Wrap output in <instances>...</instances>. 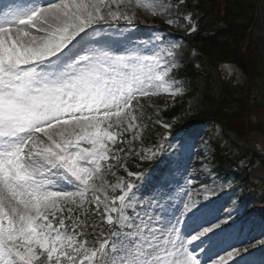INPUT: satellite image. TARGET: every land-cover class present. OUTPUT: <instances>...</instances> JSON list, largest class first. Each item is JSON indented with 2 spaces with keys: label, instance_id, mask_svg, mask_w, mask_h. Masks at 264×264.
Wrapping results in <instances>:
<instances>
[{
  "label": "snow or ice",
  "instance_id": "1",
  "mask_svg": "<svg viewBox=\"0 0 264 264\" xmlns=\"http://www.w3.org/2000/svg\"><path fill=\"white\" fill-rule=\"evenodd\" d=\"M105 6L20 0L0 9V264H250L249 249H264V240L248 239L231 212L220 214L214 187L203 202H184L190 174L164 173L141 195L118 177L111 198L98 195L103 173L116 175L107 162L119 163L131 144L125 134L139 137L142 105L133 101L167 91L175 67L162 43L111 38L135 24L102 14ZM143 7L157 15L155 2ZM168 139L147 149L151 157Z\"/></svg>",
  "mask_w": 264,
  "mask_h": 264
},
{
  "label": "rangeland",
  "instance_id": "2",
  "mask_svg": "<svg viewBox=\"0 0 264 264\" xmlns=\"http://www.w3.org/2000/svg\"><path fill=\"white\" fill-rule=\"evenodd\" d=\"M120 0H109V5L113 12L119 14H128L133 17V23H136L134 32H125L123 35L113 34V39H126L131 36V39L136 42L149 41L150 46L156 43H162V54L168 60L175 62V67L169 72L166 80L169 81L168 90L165 91L164 87L159 89L158 95L143 97L145 103H149L154 109H159L158 99L171 101L179 95L170 94L178 89L177 82L172 79V72L182 64H193L194 69L199 73L209 72L206 61L198 58L197 53L192 47L190 36L195 33L191 31L193 27L197 28V5L192 0H129L130 8L128 7L124 12L118 8ZM231 2L232 5L239 6L238 9L242 10L245 17L251 18L254 25L251 27L250 34L247 40L243 43V54L246 58L247 65L250 68L249 75L243 74L238 68L225 63L221 65L219 70L214 71L212 77V91L221 93L227 85L233 87L239 86L240 113L239 120L235 122L238 131L237 135L227 132L220 123L211 121L218 125L217 128H212L210 133L206 135L205 139L198 140V136L194 137L189 134L183 142L175 143L170 152H158L155 157H150L151 160L157 158L167 159L173 162V159L185 160L183 167L178 162L177 177L185 173L193 177V182L187 185L189 191L182 192L184 202H188L190 196L192 200L203 202L205 191L207 188L214 187L216 189L215 195L212 199L216 202V207L220 209L221 215H227L231 212L233 219L240 225L244 226L245 236L248 239L255 240L254 234L258 231L257 241L264 240V0H220L218 5L214 6L211 13L213 17H219L223 20V14L220 11L223 4ZM142 2V3H140ZM155 2V11L157 15H153L151 11L143 7L144 4H152ZM142 5V6H141ZM235 6V7H236ZM111 8H104L107 13ZM133 11V13H132ZM186 13L189 14L186 16ZM146 18V20H143ZM172 23H168V21ZM121 24V28L125 26V21L121 19L116 22ZM146 25L150 29L142 28ZM103 35V34H101ZM99 38H102L100 36ZM172 45H178L172 48ZM172 48L173 56L167 57L164 49ZM206 80H198L193 87L197 92L189 100V111L193 110L202 111V94L203 86ZM183 85V82H181ZM188 87V83H184V88ZM184 93V92H183ZM165 98V99H163ZM135 103V102H134ZM141 104V102L139 103ZM186 119L182 120L184 124ZM211 120V119H208ZM140 128L134 130L139 131V137L132 139L133 132L129 133V140L131 144H125V157H121L119 163L110 161L107 164L115 168L121 166L123 159L131 156L135 148L136 154L143 153L141 148L136 150L141 144L140 138L144 130L141 125L136 121ZM252 124L258 125L263 131H254ZM184 126V125H183ZM264 133V132H263ZM205 134V132L203 133ZM191 142V143H190ZM190 143V144H189ZM166 145V143L164 142ZM190 145V146H189ZM212 146L219 147L223 158L230 163L234 164L232 172L226 167L227 175L224 178L216 179L211 173L210 155L212 156ZM151 148V147H150ZM149 148V149H150ZM167 147L165 146L164 149ZM132 149V151H129ZM183 149V151H181ZM122 155V153H119ZM151 156V154H150ZM111 172H104L105 185L98 195L101 199L105 195L108 196L112 187L110 186ZM180 207V205H177ZM78 208L77 206H74ZM254 210L258 212L255 214ZM59 215V214H58ZM239 215V216H238ZM238 216V217H237ZM237 217V218H236ZM231 222V221H230ZM253 228V230H252ZM254 251L261 249L260 247L252 248ZM253 264H264V254H258L253 259H248Z\"/></svg>",
  "mask_w": 264,
  "mask_h": 264
},
{
  "label": "trees",
  "instance_id": "3",
  "mask_svg": "<svg viewBox=\"0 0 264 264\" xmlns=\"http://www.w3.org/2000/svg\"><path fill=\"white\" fill-rule=\"evenodd\" d=\"M199 1L198 12L199 14V23L200 30L199 36L195 39V46L200 49L201 55H204L210 66L215 69L220 63L219 61L229 62L236 67H240L244 72L248 73L247 61L242 52V46L245 40L247 39V31L252 25L250 19L244 17L241 10H237L232 6H223L220 11L223 14V20H220L219 17L211 16V13L215 5H218L219 0H197ZM207 6L212 7L209 11ZM184 75L192 78L193 69L191 67H185ZM209 83L204 87V106L205 111L203 117H211L220 122V124L230 127L231 130L238 131V128L235 125V122L239 120L240 116V101L237 100V90L231 93V97L228 99L224 96L214 99V95L211 94L209 90ZM185 111V104L178 106L171 112H166L164 116H169L170 120L176 125H178V120L182 117V114ZM252 127L255 130L263 131L258 125L252 124ZM151 139L155 137L156 128L150 126ZM264 132V131H263ZM218 152V150H217ZM214 169L218 173V176L221 175L220 168L223 164L224 159H222L218 153H216L213 158ZM123 175H125L123 173Z\"/></svg>",
  "mask_w": 264,
  "mask_h": 264
},
{
  "label": "bare ground",
  "instance_id": "4",
  "mask_svg": "<svg viewBox=\"0 0 264 264\" xmlns=\"http://www.w3.org/2000/svg\"><path fill=\"white\" fill-rule=\"evenodd\" d=\"M140 3H142V2H140ZM11 4V3H10ZM118 4V8L120 9V10H122L123 12H124V10H126L128 7H129V4L127 3V0H122V2H121V0L117 3ZM147 4H149V3H147ZM145 5V4H144ZM142 6V5H141ZM145 8V7H144ZM0 9H1V3H0ZM103 13H105V11H104V7L102 8V14ZM132 13H133V11H132ZM131 14V12L130 13H128L127 15H130ZM145 19V18H144ZM25 31H27V29H24ZM31 34H35V29H32V32H31ZM21 36L23 37V39H28V37H24L23 36V32H21ZM228 214V213H227ZM252 230H253V228H252ZM258 231H256V233L254 234V237H256V239L255 240H257V235H258V233H257ZM258 254H264V249H258V250H256V251H254V249H249V255H248V259H253L254 257H256V255H258Z\"/></svg>",
  "mask_w": 264,
  "mask_h": 264
}]
</instances>
